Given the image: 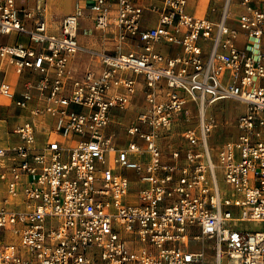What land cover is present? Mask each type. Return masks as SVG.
I'll use <instances>...</instances> for the list:
<instances>
[{
    "label": "built area",
    "instance_id": "1",
    "mask_svg": "<svg viewBox=\"0 0 264 264\" xmlns=\"http://www.w3.org/2000/svg\"><path fill=\"white\" fill-rule=\"evenodd\" d=\"M91 1L95 27L116 28L111 53L78 44L79 4L52 34L48 0H0V37L29 39L0 44V60L31 75L17 94L0 70V99L25 111L0 139V264H204L189 244L205 239L214 264H264V229L239 227L264 224V0H210V12L222 1L217 21L189 13V0ZM145 10L156 26H141ZM130 39L140 52L124 51ZM160 43L182 51L165 56ZM79 51L101 59L99 75L71 77ZM138 75L142 112L108 133ZM222 100L246 109L237 137L213 150L219 124L207 111ZM177 123L180 143L165 155L159 142Z\"/></svg>",
    "mask_w": 264,
    "mask_h": 264
},
{
    "label": "crops",
    "instance_id": "2",
    "mask_svg": "<svg viewBox=\"0 0 264 264\" xmlns=\"http://www.w3.org/2000/svg\"><path fill=\"white\" fill-rule=\"evenodd\" d=\"M17 0L19 6H25L32 8L35 0ZM154 2L153 0H143L144 4H151ZM25 3V4H23ZM91 0H48L47 2V13L46 18L48 22V29L49 32L52 34H58L59 29L61 26V22L63 18L71 14L76 5L82 9V16L79 19V27H78V36L77 41L78 44L85 49L90 51H107L113 52L115 50V35H116V28L113 24H111L105 31L98 30L95 27L94 19H93V12L91 11ZM212 2L210 0H189L187 11L191 14L198 15V16H209L211 20L217 21L220 16V9L222 6V1L216 3V11L210 12V6ZM115 15V10L111 12V16ZM148 16V22L144 23V17ZM158 22V15L156 13L151 12L150 10H145L143 17L141 19V26L143 28L154 27L157 25ZM234 25L233 21L230 23ZM27 28H31V21H26L25 23ZM21 43L24 45L29 44V39L26 35H19L18 33H11L8 35H4L0 37V44H16ZM204 43V42H203ZM205 45V43L203 44ZM142 48L140 47V42L137 39H130L128 44L124 46V51H135L140 52ZM155 50L160 52L168 57H173L181 53L182 49L179 46L175 45H166L164 43L157 44L155 46ZM70 71L72 78H82L83 75L88 72L92 71L95 75H99L103 69V63L98 56L90 53L89 51H79L77 52L71 59H70ZM0 70L2 72V76L4 79L9 82L17 92V94L21 91L23 87L24 80L31 76L29 73H25V76H19L14 72L13 66L7 64L6 62H2L0 60ZM125 76H132L130 72L123 73ZM137 80V92L131 97L130 104L128 109L125 112H116L113 116V123L107 129L108 133L114 132V127L117 125H127L135 120V117L142 112L146 100L145 95L147 91V87L143 81V77L138 75L135 76ZM165 90L164 82H160L159 88L157 90L158 98H163V93ZM223 101V100H222ZM220 102V101H219ZM7 103V104H6ZM3 105L8 107L9 103L3 99H0V106ZM2 108V111L5 109ZM218 109V107L216 106ZM213 109V108H212ZM25 112V111H22ZM1 114V112H0ZM237 122V120H236ZM236 122L234 124V129L231 130L232 138L228 140H233L237 137L238 130L236 127ZM228 121H225L224 125H227ZM122 130V129H121ZM181 131L182 126L180 124H175V126L168 132H165L160 140L159 144L160 147L165 155H168L172 148H175L181 140ZM230 131V130H229ZM221 132L222 128L215 129L213 133L210 135V145L213 150H217L220 148L224 143L214 147L213 142L216 140V134ZM224 133H228V130L225 129ZM227 140V141H228ZM236 213V212H235ZM241 224V223H240ZM239 224V225H240ZM199 233L197 228L191 229V236L193 234ZM205 239L203 243L199 241H190L189 249L193 252H198L204 250L205 252L208 249L213 251V258H214V245L213 241L210 239ZM207 242H209L207 244Z\"/></svg>",
    "mask_w": 264,
    "mask_h": 264
},
{
    "label": "rangeland",
    "instance_id": "3",
    "mask_svg": "<svg viewBox=\"0 0 264 264\" xmlns=\"http://www.w3.org/2000/svg\"><path fill=\"white\" fill-rule=\"evenodd\" d=\"M143 22H148V16L144 17ZM7 104V103H6ZM218 107V109L216 108ZM0 107H5L1 105ZM188 107L193 109V114H196V109L194 104H189ZM213 108V109H212ZM246 105L242 102L236 101V100H223L220 102H217L216 104L212 105L209 110L207 111V114L213 115L219 126L218 128H222V133H217L216 140L213 142L214 147H217L218 145L222 144V142H226L228 139L232 138L231 130L234 129V124L237 120V118L245 111ZM0 117L6 118L7 122L0 123V139L4 136V130L9 128L12 129V126L16 123H19L22 119V116L25 113L22 112L17 107L10 104L8 107H5V109L2 111V108L0 109ZM225 121H228L227 125H224ZM7 127V128H6ZM122 125H117L114 127L115 133H122L123 132ZM122 129V130H121ZM227 129L228 133H224L223 131ZM230 130V131H229ZM60 143H62L61 140H59ZM179 144V143H178ZM239 227H247L248 229L252 230H262L264 229V224H257V223H241ZM209 241V240H208ZM209 242H207L208 244ZM204 264H214V258H213V251L211 249H208L206 252H204ZM223 264H226V258L223 259Z\"/></svg>",
    "mask_w": 264,
    "mask_h": 264
}]
</instances>
